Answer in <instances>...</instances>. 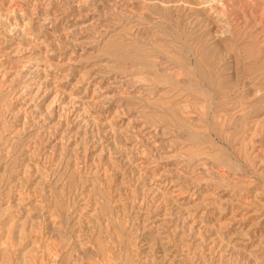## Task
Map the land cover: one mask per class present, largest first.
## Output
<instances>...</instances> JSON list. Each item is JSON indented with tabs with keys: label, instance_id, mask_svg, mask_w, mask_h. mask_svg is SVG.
<instances>
[{
	"label": "rangeland",
	"instance_id": "1",
	"mask_svg": "<svg viewBox=\"0 0 264 264\" xmlns=\"http://www.w3.org/2000/svg\"><path fill=\"white\" fill-rule=\"evenodd\" d=\"M0 264H264V0H0Z\"/></svg>",
	"mask_w": 264,
	"mask_h": 264
},
{
	"label": "bare ground",
	"instance_id": "2",
	"mask_svg": "<svg viewBox=\"0 0 264 264\" xmlns=\"http://www.w3.org/2000/svg\"><path fill=\"white\" fill-rule=\"evenodd\" d=\"M195 63L198 64L197 61H196ZM197 68H199V67H197ZM199 69H200V68H199ZM197 70H198V69H197ZM199 73H201V71H199ZM199 73H198V74H199ZM201 74H203V73H201ZM201 74H199V75H201ZM204 75H206V74H204ZM204 78H205V77H204ZM202 79H203V77H202ZM205 79H207V78H205Z\"/></svg>",
	"mask_w": 264,
	"mask_h": 264
}]
</instances>
